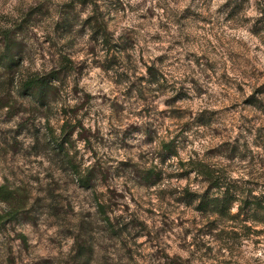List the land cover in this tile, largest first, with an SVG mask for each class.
Masks as SVG:
<instances>
[{"label": "rangeland", "instance_id": "374dc122", "mask_svg": "<svg viewBox=\"0 0 264 264\" xmlns=\"http://www.w3.org/2000/svg\"><path fill=\"white\" fill-rule=\"evenodd\" d=\"M203 166L264 200V0H0V264H264Z\"/></svg>", "mask_w": 264, "mask_h": 264}, {"label": "trees", "instance_id": "16d2710c", "mask_svg": "<svg viewBox=\"0 0 264 264\" xmlns=\"http://www.w3.org/2000/svg\"><path fill=\"white\" fill-rule=\"evenodd\" d=\"M84 2L86 0H83ZM99 29H104L106 31V27L102 26ZM56 74H50L45 76H34L25 82L23 89L24 92L27 91H36L38 94H45L49 91L53 90L56 86L54 81L56 80ZM207 124V122H202V125ZM65 143H68V140L64 138L62 143L57 144V147L60 151H63ZM167 151H172V147L169 145L165 146ZM200 175H203L208 182L209 187L208 190L201 194L196 195L195 193L186 192L185 199L188 205L198 202L197 209L199 210H208L212 209V212L218 215H226L229 214L231 208L239 202V210L242 211L245 209L246 205H252L257 209L264 211V200L262 196L249 194L248 196H244L237 192V187L235 184L227 183L224 178L220 176H216L213 172H209L205 169V167H197L196 168ZM81 184L84 187H88L89 182L87 179L81 178ZM210 189H216V192L212 195L209 194Z\"/></svg>", "mask_w": 264, "mask_h": 264}]
</instances>
